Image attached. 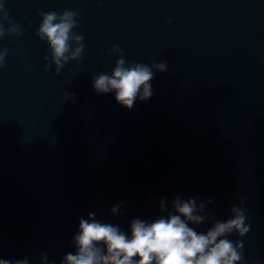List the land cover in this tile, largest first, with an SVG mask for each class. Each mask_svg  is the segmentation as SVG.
<instances>
[{
  "label": "water",
  "instance_id": "water-1",
  "mask_svg": "<svg viewBox=\"0 0 264 264\" xmlns=\"http://www.w3.org/2000/svg\"><path fill=\"white\" fill-rule=\"evenodd\" d=\"M19 33L0 35V256L72 250L77 217L127 225L161 195L211 196L212 219L246 209L229 234L244 259L264 260V0H4ZM74 9L80 57L45 70L37 10ZM170 18V19H169ZM7 26L8 21H4ZM126 60L154 69L152 95L131 108L90 78ZM75 93V99L63 96ZM122 200L123 211L109 206ZM239 264V262H236Z\"/></svg>",
  "mask_w": 264,
  "mask_h": 264
},
{
  "label": "clouds",
  "instance_id": "clouds-1",
  "mask_svg": "<svg viewBox=\"0 0 264 264\" xmlns=\"http://www.w3.org/2000/svg\"><path fill=\"white\" fill-rule=\"evenodd\" d=\"M37 13L40 20L35 33L47 44L42 67L46 70L51 64L53 71L59 72L65 62L78 59L84 47L82 35L74 30L79 23L78 13L68 7L60 11L38 9ZM19 32L18 24L4 7V0H0V35ZM6 51L5 47H0V64L4 62ZM110 51L116 54L111 69L97 72L90 78L94 91L98 94L110 92L117 103L127 108H131L137 99L151 97L153 70H165L167 62L126 60L125 50L118 44H112ZM63 96L75 99V93L71 91H64ZM211 201V196L198 199L175 193L169 199L161 195L157 203L158 214L131 216L126 227L88 211L77 217L70 236L72 250L62 254L59 264H249L244 259L243 242L229 238V234L243 235L250 229L243 201L240 205L233 203L230 206L231 215L212 219L203 230L194 227L214 215L207 207ZM123 203L117 200L108 211L116 215L123 211ZM38 259L39 264H56L44 251L39 253ZM0 264L33 262L27 257L0 256ZM251 264H264V260L252 258Z\"/></svg>",
  "mask_w": 264,
  "mask_h": 264
}]
</instances>
